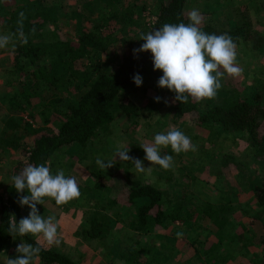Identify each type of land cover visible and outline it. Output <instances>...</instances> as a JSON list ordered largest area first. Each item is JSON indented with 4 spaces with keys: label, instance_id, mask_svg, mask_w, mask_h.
I'll list each match as a JSON object with an SVG mask.
<instances>
[{
    "label": "trees",
    "instance_id": "obj_1",
    "mask_svg": "<svg viewBox=\"0 0 264 264\" xmlns=\"http://www.w3.org/2000/svg\"><path fill=\"white\" fill-rule=\"evenodd\" d=\"M113 1H117L116 6L107 10L99 24L90 18L97 2ZM140 1L73 0L65 5L62 0H0V23L11 39L3 50L11 77L6 82L11 90L3 103L12 114L5 120V132L18 134L19 139L30 137V145L23 150L25 159L12 166L11 182L0 196V253L15 247L18 238L40 247L41 251L34 257L38 264H82L80 258L74 259L68 252L43 248L30 234L13 239L10 226L21 219L22 207L18 201L28 193H17L12 177L28 165L48 166L55 153L66 147L94 144L104 153L114 111L118 110L136 128L142 119L158 114L166 106L167 121H194L208 142L229 135L245 143L259 166L255 168L259 178L252 194L257 214H250L231 199L189 203L186 198L189 204L175 201L178 194L183 197L189 190V181L177 164L184 152L177 155L168 147L170 150L161 155L173 156V167L164 170L158 165H148L152 166L153 175L149 176H153L152 180L142 175L131 179L125 166L106 170L92 164L89 170L94 179L90 189L94 191L90 192L95 199L99 194V200L89 205L95 214L90 215L89 228H82L80 235L101 240L111 237L104 244L115 264H222L235 255L248 257L246 264H264V79H258L255 88L248 85L250 92L243 95L224 85L222 78V87L212 99L197 102L189 98L184 104L175 101L173 92L157 86L163 73L153 70L151 53L134 55L133 49L144 43L139 39L141 34L166 23L188 24L187 0H161L156 17L144 26L139 19L147 6ZM199 13L202 31L227 34L235 45L248 43L251 50L264 53V33L248 12L238 8L231 19L217 21H211L203 10ZM64 16L75 22L76 39L69 38L63 30ZM49 23L55 27L46 29ZM108 46L117 52V60L106 66L102 50ZM136 74L143 78L140 87L133 82ZM147 89L151 90L150 95H146ZM132 94L139 95L143 104L136 103ZM156 97L161 98L159 102ZM22 113L33 123L17 117L16 114ZM39 115L44 117L42 124L37 123ZM165 130L169 131L166 126ZM22 145L27 146L25 142ZM228 160L235 161V157L222 155L225 170ZM106 189L110 193L100 197ZM111 206L130 210L128 217L123 218L124 226L120 227L123 233L115 238H112V223L119 218L96 215L98 210L100 214ZM238 210L244 212L245 219L237 220ZM204 219L212 232L210 239L203 237L194 243L190 232L180 238L178 245L174 243L181 225L188 227L189 232L194 227L188 222ZM233 242L234 248L221 252L220 247ZM180 249L192 255L194 261L169 263ZM252 255L258 260L251 259Z\"/></svg>",
    "mask_w": 264,
    "mask_h": 264
},
{
    "label": "rangeland",
    "instance_id": "obj_2",
    "mask_svg": "<svg viewBox=\"0 0 264 264\" xmlns=\"http://www.w3.org/2000/svg\"><path fill=\"white\" fill-rule=\"evenodd\" d=\"M62 2L67 5L73 3V0H62ZM116 3L117 1L105 4L103 2H97L92 9L90 18L99 24V21L105 19L107 10L112 6H116ZM139 3L147 6L145 11L141 12L139 19V21L144 23V26L156 17L157 7L161 4V0H141ZM263 4L264 0H187L186 10L189 13L193 9H197L198 11L203 10L208 13V18L211 21H217L226 18L231 19L234 11L239 8L253 16L255 25L264 33ZM69 20L65 16L63 17V30L67 32L69 38L76 39V24L74 21ZM54 27V23H49L48 26H45L46 29H53ZM0 37H7V43L11 42L7 30L1 26V23ZM7 43L4 47H0V196L3 195L5 187L11 182L12 166L16 162L25 159L23 150L30 145L28 141L29 136L19 139L18 134H7L5 132V120L12 115L3 103L5 95L11 90L10 86L6 84L11 77L7 72V54L3 51L8 47ZM249 46L248 43L236 45V65L242 70L241 74L236 77L225 74L223 77L224 85L234 88L235 93H242L243 95L249 94L250 88L248 85H253L255 88L257 80L264 79V53L251 50ZM110 50L112 51L110 46L102 50V59L106 66L115 64L116 61L114 62V60H117V52H110ZM150 93L151 90L147 89L146 95H150ZM138 96L132 94V99L141 105L143 104L142 99ZM166 110V106H162L158 114L147 117L145 120L142 119V122H140L141 126L138 125L136 128H133L130 125V120L126 119L118 110L114 111L110 135L105 140V152L102 154L94 144H88L81 148L66 147L55 153L48 162L51 173L56 174L58 170L62 169L66 177H75L81 195L79 198L73 199L64 205H56L54 200L47 197L44 198L43 205H37L39 214L44 218L49 216L55 218L54 223L57 225V239L60 241L59 244H48L42 235L34 237L30 234L43 248H52L54 250L68 252L74 259L80 258L82 264H110L109 262L113 261V258L110 259L111 255L107 251L104 243L110 242L111 237L101 240L89 238L84 233L80 235L82 228H89L88 219L90 215L95 214L93 212L94 209L89 205L99 200V194L97 195V200L91 196L94 190H91L90 187L93 186L94 177L90 176L89 167L92 164H96L97 159H100L105 161V163L111 161L114 164L107 169L116 170L125 166L128 170V176L131 179L138 175L146 178L153 175L151 169L138 172L131 161H120L117 156V149L129 148L128 155L132 158L142 160L143 166L148 168V165H151V163L144 160V151L140 146L153 143V138L158 133H167L165 126L169 130L177 129L182 131L191 139L192 144L196 145V151L184 152L177 159V164H180L183 168V175H186L188 178L189 190L183 197L181 194H178L175 201L189 204L196 200L217 201L231 199L233 202H237L240 207L248 210L250 214H257L254 201L252 200V194L257 187L256 180L259 178L255 168L259 166L251 152L246 149L245 143L232 139L229 135H221L217 139L208 142L202 129L193 124L194 121H189V119L187 122L167 121V118L164 116ZM16 115L17 117H24L33 123V120H30L26 113ZM36 120L38 124L44 123V117L42 118V115L37 116ZM23 142L27 146L22 145ZM169 150L168 148H161V154ZM225 154H230L235 157V161H226V170L222 166L223 162L221 161L222 155ZM148 179L152 180L153 176ZM108 193H110V190L106 189L100 197H104ZM186 198H188L189 203ZM29 212L30 208L26 205L23 206L21 208L20 218L27 217ZM129 214L130 210L127 207L114 208L113 206L106 208L100 214L99 210L96 213L99 218L102 215H109L112 219L119 218L112 223V238H115L117 235L120 236L123 233L120 227L124 226L123 218L128 217ZM235 216L237 220L245 219V214L242 210H238ZM206 222V219L188 222L194 227L189 232L186 231L188 227L181 225V233L175 237L176 241L174 243L178 245L180 238L186 237L190 232L195 238L194 243L198 239L202 240L203 237L210 239L212 232ZM153 241L155 243L157 242V240ZM21 242V239L17 238L15 247L9 252L0 253V264H7L8 257L15 258L18 255L16 248ZM182 243L183 241L180 244L182 245ZM235 244L233 242L228 247L226 245L220 247L221 252L234 248ZM247 258H241L239 255H235L233 259L231 258L222 264H246L245 261L248 260ZM250 258L254 259V261L258 260L256 255H252ZM241 259L242 262L240 261ZM184 260L189 261V263L194 261L192 255L180 249V252L178 251L177 255L169 263ZM32 264H38L37 258H33ZM113 264H115L114 261ZM215 264L220 263L215 262Z\"/></svg>",
    "mask_w": 264,
    "mask_h": 264
},
{
    "label": "clouds",
    "instance_id": "obj_3",
    "mask_svg": "<svg viewBox=\"0 0 264 264\" xmlns=\"http://www.w3.org/2000/svg\"><path fill=\"white\" fill-rule=\"evenodd\" d=\"M189 23L169 24L141 34L140 40L144 43L133 54L150 52L152 55L153 70L162 71L157 86L166 88L175 94V101L184 104L189 98L199 102L212 99L222 87L221 80L227 74L236 77L241 69L236 65V45L227 34H208L201 30V14L197 9L189 13ZM7 37H0V47L7 43ZM133 82L137 87L143 83L141 75L136 74ZM157 102L160 97L155 98ZM153 143L143 144L147 160L151 165H158L164 170L173 167V156L161 155V148L170 147L172 152L179 155L181 152L196 151V145L182 131L169 130L167 133H158ZM129 148L117 149L120 161H131L138 172H144L143 161L128 155ZM96 164L102 169L112 167L111 161L97 159ZM12 186L21 195L18 203L21 207L30 208L29 215L10 226V233L15 237H25L31 234L34 237L42 235L48 243L59 244L57 239V225L55 218H44L39 214L37 205L44 204V198H50L56 205H64L81 195L75 177L65 176L64 171L58 170L52 174L45 164L28 165L20 173L12 177ZM22 242L17 245L18 255L7 259V264H32L33 258L41 251L39 246Z\"/></svg>",
    "mask_w": 264,
    "mask_h": 264
}]
</instances>
